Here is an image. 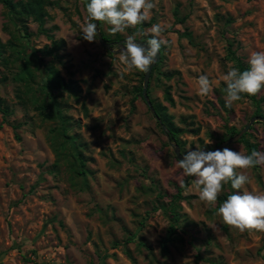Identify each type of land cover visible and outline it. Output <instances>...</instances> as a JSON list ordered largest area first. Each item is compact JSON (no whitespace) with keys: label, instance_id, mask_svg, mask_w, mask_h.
Listing matches in <instances>:
<instances>
[{"label":"rangeland","instance_id":"rangeland-1","mask_svg":"<svg viewBox=\"0 0 264 264\" xmlns=\"http://www.w3.org/2000/svg\"><path fill=\"white\" fill-rule=\"evenodd\" d=\"M51 1L45 28L65 42L57 59L37 57L36 51L50 41L36 34L37 24L29 19L25 26L33 36L28 43L1 4L0 42L11 40L16 50L31 54L35 64L30 68L41 70L35 71L34 84L50 63L65 80L76 82V93H63L59 102L71 119L67 134L86 144V174L77 175L66 156L57 160L49 142L57 122L48 109L37 110L44 102L37 85L31 101L16 99L12 76L22 55L10 68L0 64V97L10 111L6 118L0 114V264H264V233L230 230L215 215L237 190L226 184L214 207L202 203L194 178L183 177L177 167L174 146L143 100L134 98L141 72L123 71L118 55L98 38L93 43L82 39L86 3ZM154 2L150 19L138 27L147 31L162 24L161 38L168 44L162 45L149 79V96L166 106L182 130V155L213 150L218 139H229L226 127L240 131L254 117L246 98L229 111L220 101L226 104L223 76L236 68L228 45L247 64L252 52L264 51V0ZM109 28L100 22V32L111 39L120 36L122 44L136 31L112 35ZM149 38L151 34L137 41ZM202 74L213 88L207 97L197 94ZM166 89L172 104L165 99ZM259 96L264 97V90ZM246 140L264 152L263 123H254ZM227 147L247 154L241 142ZM246 174L248 183L239 191L264 193V166ZM181 180L187 185L177 202L179 221L173 223L169 208ZM172 224L175 233L170 234ZM129 238L134 240L127 242Z\"/></svg>","mask_w":264,"mask_h":264},{"label":"clouds","instance_id":"clouds-1","mask_svg":"<svg viewBox=\"0 0 264 264\" xmlns=\"http://www.w3.org/2000/svg\"><path fill=\"white\" fill-rule=\"evenodd\" d=\"M155 7L154 0H88L81 37L88 43L98 42L100 22L110 26L109 32L112 35L124 33L129 28L136 29L134 34L127 36L122 47L114 45L112 50L118 55L123 71L146 73L155 63L162 45L168 44L166 39L161 38L165 31L162 24H152L147 31L138 27L150 19ZM148 34H151V38L146 43L137 42V37ZM248 65L247 70L232 68L223 76L226 106L231 107L244 96H256L264 90V51L252 52ZM212 91L209 78L200 75L197 94L207 97ZM256 166H264V152L253 150L245 154L227 146L210 151L189 150L177 162L183 177L194 178L193 184L199 192V200L208 206L216 205L224 185L230 182L231 188L237 191L227 196L215 215L223 225L240 233H264V193L239 191L248 183L246 171ZM237 170L241 171L238 173ZM181 187H184L183 180Z\"/></svg>","mask_w":264,"mask_h":264},{"label":"trees","instance_id":"trees-1","mask_svg":"<svg viewBox=\"0 0 264 264\" xmlns=\"http://www.w3.org/2000/svg\"><path fill=\"white\" fill-rule=\"evenodd\" d=\"M85 3L88 0H83ZM0 4L7 10L8 15L11 19L17 24L20 31L23 32V37L27 39L28 43H31V38L33 34L27 31V27L25 23L27 20L31 19L33 22L37 24V35L45 36L50 43L45 45L43 48L36 51L37 57H52L53 59H57L59 57V51H63L65 48V42L60 39H56L52 34L50 29L45 28V22L49 18V14L47 12V7L53 5L51 0H0ZM230 22V20H228ZM141 24L140 26H142ZM100 26V23H99ZM102 37L106 44L110 45L108 50H112V46L119 45L123 46L122 38L117 36L115 38H109L104 35ZM229 47V56L230 59L235 63V67L240 71L247 70L249 65L243 60L236 56L235 50H231L232 44L228 45ZM17 45L13 41H8L6 43L0 42V64H3L4 67L10 68L15 65L19 60L18 58L21 56V65L19 66V71L16 72L12 76V81L17 84L15 97L19 103H26L27 101H31L29 95L33 92V85H37V92H39L44 99L40 105L36 106L38 111L49 110V114L53 116V118L57 122L56 129L50 132L49 142L50 145L57 157V160L61 159L62 156H66L72 159V168L73 171L80 176H84L85 172V164H84V155L83 151L86 147V144L80 141L78 136L68 135V128L71 125V119L69 116H66L62 109L60 108L59 98L63 93L75 94L77 91L76 82L72 79L65 80L59 73V71L54 67L53 64H47L41 73V81L37 84L35 83V71H41L38 67L36 70H32L30 68V64H35L33 59H31V54H27L26 52H21L20 50H16ZM10 51L11 55L15 54L16 57H12L10 54L6 55V53ZM157 64L153 68L150 79L152 78V73L156 70ZM144 73H141V80L138 86H135L133 90L134 98L142 99V80ZM6 80V77H3ZM147 94L154 109V118H158L162 125H164L166 129V133L168 135V141L172 145H177L180 148L181 152H184L185 143L181 140L180 134L182 130L178 128L173 122V116L168 114L166 106L162 105L159 101L151 99L149 94V86L147 89ZM165 99L170 104L173 103L172 98L169 94L168 89L164 90ZM243 98L248 99L253 107H254V116H260L264 118V111L261 109V104L264 102L263 96H244ZM220 106L224 111H229L230 108L226 106L223 101H220ZM149 109V108H148ZM151 112V111H150ZM0 114L3 118H6L9 114V107L6 101L0 97ZM260 122H256L255 124H259ZM158 126L160 124L157 122ZM264 126V124H263ZM13 129L16 130L17 126H13ZM226 136L231 138L235 136L239 130L234 127H226ZM164 134V132H163ZM246 135H243L238 142L244 144L247 154H250L253 150H256V146L250 144L246 140ZM17 139L19 136L16 135ZM222 139H218L216 146L222 142ZM211 150V149H210ZM257 167V166H256ZM254 167V168H256ZM187 185V182L184 181V187L177 188V194L172 197V204L169 208V217L176 223L179 221V212L177 211L180 206L177 205L178 200L182 199L181 192ZM228 186L231 188L230 182ZM169 233H175L174 225L172 224L169 227ZM134 238L127 239V242H132ZM165 248V245H163Z\"/></svg>","mask_w":264,"mask_h":264},{"label":"water","instance_id":"water-1","mask_svg":"<svg viewBox=\"0 0 264 264\" xmlns=\"http://www.w3.org/2000/svg\"><path fill=\"white\" fill-rule=\"evenodd\" d=\"M98 33L99 34H98L97 38H98L100 44L103 47H105L106 49H109L110 45H108L104 42L102 34L99 30V23H98ZM137 42L145 43V42H140V41H137ZM159 60H160V52L158 53V56H157L155 63L150 67V70L148 72L144 73L143 84H142V100L146 104V106L149 108V110L151 111V113L153 115H154V109H153L152 104L150 102V99L148 97L147 89H148V85H149L150 74H151L153 68L155 67V65L159 62ZM155 120L160 124L161 129L164 132L165 137L168 139V135L166 133V129H165L164 125L161 124V122L158 118H155ZM256 122H260V123L264 124V118L260 117V116H254L235 136L229 138L228 140L220 142L217 146H215V148L213 150L220 149V148H223V147H226V146H229L231 144L238 142L241 139V137L243 135H245L250 130V128L253 126V124ZM173 146H174L176 158L178 160L182 159L183 155L181 154L178 146L177 145H173Z\"/></svg>","mask_w":264,"mask_h":264}]
</instances>
